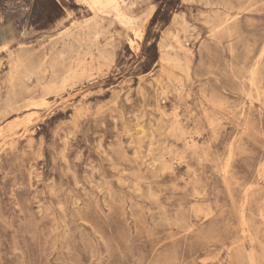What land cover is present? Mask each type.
<instances>
[{"label": "rangeland", "instance_id": "rangeland-1", "mask_svg": "<svg viewBox=\"0 0 264 264\" xmlns=\"http://www.w3.org/2000/svg\"><path fill=\"white\" fill-rule=\"evenodd\" d=\"M124 1L0 0V264H264V0Z\"/></svg>", "mask_w": 264, "mask_h": 264}, {"label": "bare ground", "instance_id": "bare-ground-1", "mask_svg": "<svg viewBox=\"0 0 264 264\" xmlns=\"http://www.w3.org/2000/svg\"><path fill=\"white\" fill-rule=\"evenodd\" d=\"M120 1H121V3L125 4V3H124V2H125L124 0H120ZM124 13H125V12H124ZM83 38H84V37H83ZM87 46H88V45H87ZM87 46H86V47H87ZM73 47H74V46H73ZM73 47H72V48H73ZM30 48H31V47H30ZM3 49H4V48H3ZM55 49H56V48H55ZM64 49H65V48H64ZM83 57H84V56H83ZM262 57H263V56H262ZM21 61H22V60H21ZM29 63H30V62H29ZM39 66H40V65H39ZM39 66H38V67H39ZM52 67H53V66H52ZM68 68H69V67H68ZM51 69H52V68H51ZM56 69H57V68H56ZM30 70H31V69H30ZM63 70H64V69H63ZM66 70H67V69H66ZM24 72H26V71H24ZM52 73H53V72H52ZM68 73H69V72H68ZM68 73H67V74H68ZM25 74H26V73H25ZM65 74H66V73H65ZM67 74H66V75H67ZM66 75H65V76H66ZM22 79H23V78H22ZM10 80H11V79H10ZM53 80H54V79H53ZM58 80H59V79H58ZM16 82H17V81H16ZM25 82H26V81H25ZM17 83H18V82H17ZM76 83H77V82H76ZM22 84H23V83H22ZM19 85H20V84H19ZM24 86H25V85H24ZM24 86H23V87H24ZM15 88H16V87H15ZM17 90H18V89H17ZM22 94H23V93H22ZM27 94H28V93H27ZM12 95H13V94H12ZM17 95H18V94H17ZM15 97H16V96H15ZM15 97H14L13 99H15ZM17 98H18V97H17ZM20 100H21V99H20ZM15 102H16V101H15ZM3 105H4V104H3ZM4 107H5V105H4ZM23 107H24V106H23ZM21 108H22V107H21ZM62 208H63V207H62Z\"/></svg>", "mask_w": 264, "mask_h": 264}]
</instances>
